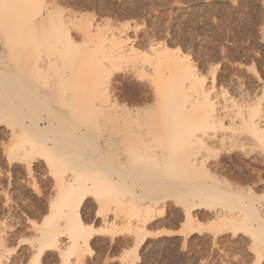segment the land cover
<instances>
[{
  "label": "rangeland",
  "instance_id": "rangeland-1",
  "mask_svg": "<svg viewBox=\"0 0 264 264\" xmlns=\"http://www.w3.org/2000/svg\"><path fill=\"white\" fill-rule=\"evenodd\" d=\"M45 2L46 8L41 9L44 15L47 9L54 8L55 3L63 10L61 17L53 14V20L39 21L36 14L34 22L27 20L22 23L21 20V25L15 24L16 21L8 22L10 25L4 23L2 26L7 28L6 33L3 27L0 31V72L10 73L12 85L9 88L13 89L11 94H6V86L0 81V264H264V244L261 243L264 220L263 229L258 233L256 225H244L237 217L228 219L230 215L237 214L238 202L218 194V190L215 191L218 187L209 186L213 183L210 178L197 180V176H193L195 180L183 186L185 191L208 189L204 199L201 196L193 200L192 196L183 199L180 193L185 192L184 189L172 192L179 188V180L173 182L174 186L166 181L148 185L142 180L145 172L132 168L127 169V175L121 174L120 182L116 183L121 186L116 187L108 177L114 153L104 152L102 166L97 162L99 152L95 150L99 145L107 146L96 128L100 119L98 108L102 104L107 110L112 103L105 97L110 83L119 86L120 101L133 107L135 104L130 97L138 91L134 84H139L149 97L138 106L139 118L130 124L135 127V121L141 122L148 136L158 138L164 131L167 138H172L171 131L178 121L176 113L183 106L191 110L188 123L198 136L208 132L210 136L206 141L209 145H215L211 136L222 135L226 146L234 141L232 152L235 155L251 161L259 159L260 166H256L255 171L260 175L261 189H256L258 195L251 197L250 203L254 210L264 213V197L259 196L264 191V147L253 143L249 136L248 139L236 140L241 134H248L241 121L253 108L264 116V0ZM73 13L74 16L70 15ZM89 14L94 15L93 26L101 29L99 34L91 31L93 28L87 34L80 24L79 16ZM62 22L71 29H68L69 37L63 36L58 27L64 25ZM108 27L110 30L117 27L119 32L116 34L122 40L135 38L134 46L138 48L139 55H142L141 50L149 52V42L178 48L188 54L198 76L193 84L186 85L188 100L181 98L183 90L174 75L170 78L165 75L176 69L164 67L157 72L154 65L144 59L141 68L132 70L131 62L122 57L125 52L118 54L116 46L110 42ZM128 46L130 43L124 48ZM152 78L157 82L158 93L153 92ZM20 81H26L23 93L17 86ZM11 104L17 106L14 107L17 112ZM6 106L9 112L14 111L12 115L8 109L6 111ZM204 109L210 111L215 120L214 127L207 130L200 125ZM154 112L160 114L157 123L152 116ZM46 117L53 122L52 130L44 128L40 135L34 124H48ZM29 119L34 121L33 124ZM115 128L116 125H110L109 130L106 129L107 135L103 136L106 141L111 139L108 136L115 135ZM22 129H27L28 133ZM30 131L39 137L29 135ZM30 136L45 143L34 141L35 138ZM67 138L75 144L74 147L58 150ZM19 140H26L20 145L26 147L30 143L33 150L38 151L33 152L34 159L30 163L17 156V153H23L22 150L9 154L10 148L19 144ZM45 144L58 151L52 150V154L48 147L44 148ZM217 146L215 152L200 149L198 157L207 158L208 165L213 164L219 154L227 152ZM26 148L30 149L29 146ZM144 157L148 156H140L147 162L149 159ZM59 158L63 159L61 164L56 162ZM168 160L173 161V156L169 155ZM152 168L161 175L168 174V168L162 162H156ZM133 174L141 177L134 190L130 188L136 179ZM58 175L64 176L66 181L75 177L86 179L88 184H91L90 180L106 175L109 190L122 202L116 206L110 198L100 200L95 194L86 199L78 210L79 216L82 223L95 228V231L88 239V245H83L77 254L67 250L71 241L63 231L62 227L66 225L63 218L45 224L51 217L50 205L60 195L61 189L55 180ZM224 178L220 176L219 187L225 186L227 180ZM125 186H128L127 192L120 194L117 188ZM209 189L214 190L210 193ZM146 206L152 207L157 216L145 223L141 234L136 236L132 229L145 215ZM229 208H232L231 213ZM187 209L197 216L198 224L194 231L186 234ZM114 210L121 211V214L115 217ZM226 213L230 214L228 218L224 215ZM161 229L176 232L167 236L155 234ZM49 231L55 235L54 246L38 254L40 238ZM82 231L85 236L89 229ZM257 253L261 255L259 263Z\"/></svg>",
  "mask_w": 264,
  "mask_h": 264
},
{
  "label": "bare ground",
  "instance_id": "bare-ground-1",
  "mask_svg": "<svg viewBox=\"0 0 264 264\" xmlns=\"http://www.w3.org/2000/svg\"><path fill=\"white\" fill-rule=\"evenodd\" d=\"M42 7H44V9L46 8L45 0H0V24H1L0 31H2V27H3L2 24L4 25V23L16 21L15 24L19 23L21 25V20H22V23L24 21L27 22V20L34 22V18L36 14L38 16L39 21H45L46 18H48V20H53L54 19L53 14H55L56 17H61V14L63 12L62 8L54 3V8L52 10L47 9L46 14L44 15L41 12ZM70 15L74 16V13ZM78 20L80 21V24L82 23L83 27L85 28L84 30H87L86 32L87 34L90 28L91 29L93 28L94 30H91V29L90 30L93 32L95 31V33L97 34L101 32V29H99L98 26L96 25L93 26L94 21H95L93 14L84 15V16L80 15ZM107 23H110V20L107 19ZM6 27H9V26L7 25ZM58 27L59 29H61L63 36L65 35L66 37H69V34H71L69 32V30H71L69 29V26L67 25L65 26L64 24ZM116 28L117 27L112 28L111 30L109 27L107 28L108 30H110L108 32L109 33L108 38L110 42L116 46V50H117L116 52L118 54L125 52L124 55H122V57L126 58L127 61L131 62V65H132L131 69L136 70V69L141 68L143 66L142 63L144 59H147L149 63L154 65V68L152 65L151 66L157 72H159L160 70L162 71L164 67L166 69L169 68V70L176 69L174 72H170V71L166 72L165 75H167V77L169 78L172 77V75H174V79L176 80V83H178L179 87L183 90V93H182L183 95H181V98L188 100V98L186 97L187 95L186 93L188 90V88L186 89L187 87L186 85L193 84L198 78L195 67L194 65H192L190 61L189 55L184 53L178 48L171 49L168 46H160L159 43H153V42L148 43L147 49L149 48L148 49L149 52L148 51L144 52L145 50H141L140 52L142 55H139L138 48L134 46L135 38L128 37L124 40L120 39V37L116 34V32L117 33L119 32V31H116ZM6 29L4 33H6ZM22 29L24 30V27H22ZM23 42H25V40ZM129 43H130V46H128L127 49H125L124 46L128 45ZM146 54H149L150 56ZM14 59H17V58H14ZM10 60H11V56H10ZM169 66H175V67L171 68ZM1 74H0V81L2 82V84L6 86L5 91H7L8 93L7 92L5 93L9 95L11 94L13 90L9 88V86L12 85L10 83L11 82L10 73L4 70ZM21 82L22 81H20L19 83L15 82L14 85H16L17 83L18 84L17 86L20 87V92L23 93L25 91L26 81L24 83H21ZM150 84L153 87V92L158 93V89H157L158 87H157V82H155V78L151 79ZM134 86L137 87L136 91L137 90L138 91L134 96L132 95V97H130V101H132L135 104V107L129 106L125 102L122 103L119 97L120 94L118 95L119 91L117 90V87L119 88V86L116 87L115 85L110 83L109 88H108L109 90L106 91L107 93L105 97L107 100L108 99L112 100V103L110 107L107 108V110L103 108L102 104L98 108V116L100 119L98 121L97 128H96L98 129V131L96 132H98L102 140L105 143H107V146L105 147L103 145H99L96 147L95 150L99 152V154L96 153L97 154L96 159H97V162L101 163V165L103 166L104 165L103 156H105L106 154L104 152L111 151L114 153L113 163L110 164L111 166L109 165V167L111 168V169L109 168L111 172L110 175H108L109 182L116 185V183L120 182L121 174L122 175L128 174L127 169L129 168H132L133 170H136V171H142V172L144 171L145 174L142 175V180H144L148 185L151 184L152 182H155V184H159L160 182L166 181L165 183L174 186L173 182L179 180L180 182V184L178 183L179 188L172 190V192L173 191L174 192L183 191L181 189H184L183 186L186 183H189L190 181L195 180L193 176H197L196 178L197 180L210 178L213 183H210L209 186L212 185V188H215V189L218 187L215 190V191L218 190V194H220L223 198L224 197L228 199L230 198L231 200H235L238 202V205H236L237 206L236 208H239L237 214L234 213L235 215L231 216L229 213H226L224 215H226L227 218H228V215H230L228 219L235 220L236 217H237L236 219L240 218L244 225H256L255 227L256 232L261 233L263 229L262 224L264 220V213L261 212L260 210H256V209L254 210V208H252V204L250 203V198L258 195V192H256L257 191L256 189L258 188L261 189L260 188L261 182L259 178L260 175L256 173L257 170L255 171L256 166L257 167L260 166L259 159L254 158L253 161H251L249 159L242 158V157H239L238 155H235V153L232 152V149L235 146L234 141H232L229 144V146H226L224 143V137L222 135L211 136L210 139L212 138V140H214L215 145L213 144L209 145L206 140L207 138H209L210 135L208 134L207 131H205L202 134V136H198L197 134H195V129L192 128L191 125L188 123V113H190L191 110L188 111L186 107L184 106L182 107V110L180 112L176 113V118L178 117V121L175 123L176 126L174 127L173 131H171V133L173 134L172 138H167L164 135V131H163L162 136H158V138L156 136L155 138L152 136H148V132H146L143 127H141V122L135 121L136 122L135 127L130 124L132 120L139 118L140 109L138 106L144 103L146 99L149 97V93L148 92L146 93L143 90V87L141 85L134 84ZM135 87H132V88H135ZM11 88H13V86H11ZM3 91L2 93L5 94ZM16 95H18V93ZM23 103L27 105L26 102L23 101ZM12 105L13 104H11V107H13V109L15 110L14 107L16 105L15 104H14L15 106H12ZM18 106H23V104L18 105ZM6 107L5 109L7 111L8 107L7 108ZM20 108L21 107H18V111L20 110ZM9 109H11L10 105H9ZM9 109H8V112H9ZM15 112H17V109L15 110ZM12 113H14V111L9 112L10 115H12ZM18 113H15V114L18 115ZM201 114L203 116V121L200 119L201 127L205 128L206 130L208 128L214 127L215 120H214L213 115L210 113V111H207L204 109L201 112ZM159 115L160 114L158 112L153 113L152 116L154 118L155 123L158 122ZM61 118L62 116L60 117V119ZM46 119L48 120V117H46ZM33 122L34 121L30 120L31 124H33ZM241 123L246 128L248 134L247 135L241 134L239 138H236V140L239 141L240 138L248 139V136H249L252 138L253 143H255L256 145L260 147H264V116L261 113H259V110L256 108H253L249 112L248 116L241 121ZM34 125H35L34 127L36 131L40 132V135H42L43 130H45L44 128L49 127L47 130L49 129L52 130L51 126H53V122L51 121V119H49L48 124L44 123V125H42V124L36 123ZM110 125H116V128H115L116 133L113 137L108 136V137H111V139L109 138L110 140L106 141L103 138V136L105 132L107 133V130H109L107 128L110 127ZM25 127L29 128L30 126L25 125ZM94 127H95V124H94ZM22 130L26 131L27 129H22ZM31 131H34V130L32 129ZM31 131L29 132L30 133L29 135L34 134V132H31ZM34 135L35 137H39V136H36V134ZM235 135L236 134H234V136ZM35 137L32 136L31 138H35ZM76 138L78 139L80 137H76ZM36 140L38 139L35 138L34 141ZM25 141L26 140L22 142L19 140L20 143L17 142L19 144H15V146L10 148L9 154L11 156V152H19L20 150H22L23 153H21V155L17 153V156L27 159L28 163H30L34 159L33 152H38V151L33 150L32 148L33 146L31 147L30 143H27L30 149L26 148L28 146L24 147L25 145L24 146L20 145L21 143L25 144ZM38 141H43V140H38ZM61 141L60 143L63 144L62 143L63 141L62 142ZM64 142H65L64 146L66 144L67 145L65 147L59 146L58 150L64 149L68 146H69L68 148H70V146L72 147L73 145H75L71 143V139H68V138L64 139ZM43 143L45 142L43 141ZM69 143H71L72 145ZM45 145H43L44 148L48 147V150L51 151L52 154L56 152L57 149L55 148L53 149V146L51 149V146L49 147ZM216 146L220 150L222 149L227 150V152L226 154H223V155L219 154V156L217 157V159L215 160L213 164L208 165L206 163L207 158L198 157V154L201 152L200 149H204L205 152H215L214 150H216L215 148ZM104 147L106 150L104 149ZM52 150H55V151L53 152ZM127 152H130L131 154H127ZM66 153L64 154L62 153V154L65 156ZM166 154L172 155L173 161L170 160V162H168L169 155L167 156ZM44 156L49 162L48 156L46 154ZM140 156H148L144 158L149 159V160L146 162L145 160L140 158ZM202 156H204V154H202ZM216 156L217 155H215V157ZM165 158L167 159V161ZM62 161L63 159L59 158L56 162L57 164H61ZM156 162L157 163L162 162L163 165L168 168V174L166 176L159 174V172L155 168H152V166L155 165ZM133 175L136 176V179H134L135 180L134 182H131L130 188L134 190V186H136L135 184L140 180L141 177L139 176L140 174H133ZM220 176L221 177L225 176L227 180V181L225 180L226 184L223 188L217 185L219 180H221L219 179ZM89 179L90 178H88V180ZM55 180L61 189L60 195H59V198L50 205V209H51L50 216L51 217H49L50 220L47 219L48 221L45 224L49 225L50 221L63 218L66 221V225L62 227L64 228L63 231H66L71 241V243L69 242L70 246L68 247L67 250L77 254L79 253L80 250H82L80 248L83 245H85V247L88 245V239L92 236L93 231H95V228H92L90 225L87 227L84 223H82L81 218L79 216L78 210L81 207V205L85 203L86 199L89 196H91V194H95V196H97L98 199L100 200L101 199L106 200L110 198V201H112V203L116 206H119L120 205L119 203H122V202L119 201L117 196L111 193V191L109 190L106 175H102L100 178H96V179L94 178L92 181L90 180L91 184L86 183V179L84 181L82 180V178L77 179V177L72 178L69 181H66V179L62 175L56 176ZM181 182H182V185H181ZM253 183L256 185H251ZM167 184H164V185H167ZM120 186L121 185H116V187H120ZM127 189H128V186H125V187L117 188V191L121 194V193H126ZM185 190L186 189H184V191ZM212 190L209 189L210 193ZM206 193H208V189L206 191L199 190V189L198 190L194 189L192 191L187 190L180 194L183 199L185 198L188 199L187 198L188 196H192V200H193L194 198L197 199L200 196L203 197L204 199L207 195ZM215 195H216V192H215ZM166 196L167 195H165L164 197ZM209 196L211 195L209 194ZM259 196L264 197V191H262V193H259ZM218 197L220 196L218 195ZM160 199H163V197H160ZM201 201H200V204H202ZM197 203L195 202V204ZM203 203H205V201ZM206 203L208 204V202ZM195 204H192V205H195ZM117 210H122V209H117ZM152 210L153 209L150 206H146L144 208L145 215L141 219L140 218L138 219V221L141 223H138L137 221V223L135 224V227L132 229L133 233L136 236L141 234L142 230L144 229L145 223L155 219V217L157 216V214L153 213ZM231 210L232 208H229V212ZM112 213L115 215V217H118L121 214V211L114 210L112 211ZM185 219L187 221V228H186L187 229L186 234H187V233L194 231L195 226L198 224V219H197V216L190 211V209H187L185 211ZM85 228L89 229V232L88 234L84 236L82 235V232H83L82 230ZM213 230H217V228ZM174 232L176 231L170 230V229H161L159 232H156L155 234L167 236V235L174 234ZM143 238H144V235L140 238V241H142ZM54 243H55V235L52 234L51 231L43 233L40 238L38 254H41L48 247L52 245L54 246ZM261 243L264 244V238L261 239ZM257 254H258V263H259L261 259V255L259 253Z\"/></svg>",
  "mask_w": 264,
  "mask_h": 264
}]
</instances>
